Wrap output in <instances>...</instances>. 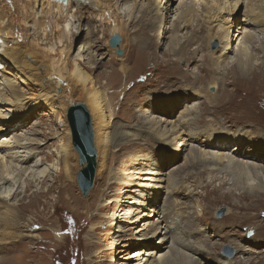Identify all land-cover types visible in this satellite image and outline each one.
<instances>
[{
  "label": "rangeland",
  "instance_id": "rangeland-1",
  "mask_svg": "<svg viewBox=\"0 0 264 264\" xmlns=\"http://www.w3.org/2000/svg\"><path fill=\"white\" fill-rule=\"evenodd\" d=\"M180 2L181 0H135L123 3V1L111 0L114 12L125 26L124 32L119 34L121 55H118L116 49L109 45V36L104 28L108 25L107 20L96 16V9L88 7L86 1L81 11L75 12L73 6V9L67 8L62 13L54 10L53 14H49L50 31L46 32L47 38L43 37V32L35 29L32 21L27 22L28 31L24 43L36 52V58L30 57L28 60L34 66L33 74L27 78L16 70L15 65L7 61L0 65V78L2 81L4 78L12 79V88L22 94L25 99L29 97L34 102L29 106L25 100L17 105L0 101V143L6 142L2 145V150L8 149L16 153V158L19 160L28 158V161L25 165L18 163L17 169L9 174L10 178H13L10 184L9 182L0 183V199L3 198L5 202L18 210L19 230L22 235L28 229L25 225L33 222L32 228L38 232L39 236L29 238L24 235L25 245L17 247L14 251L9 250L7 244L0 242V259L2 257L6 262L2 264H17V262L21 264H146L144 259L147 255L136 253L140 252L139 249L144 247L143 243H146L137 239L141 233L138 225L148 219L156 218V216L144 215L149 212L145 209L146 206L149 207L152 203H155L154 206L159 204L156 207L162 214L167 211H178L180 218L189 216L190 220L194 217L201 219L202 225L197 228L185 220L184 223L189 227L184 229L179 227L175 230L173 225L174 227L171 228L177 232L179 238L185 230L194 231L195 229H197L195 232L211 235L209 238L212 240L209 243L203 242V237L200 240L189 239L188 241L194 246L203 248L207 253L212 251L211 255L220 256V263L209 261L210 264H243L250 261L253 264H264V227L261 229L263 235L257 237L259 246L254 245L255 239L245 240L248 243V247H245L248 249L246 252H237L233 242L224 241L229 231L240 235L231 236L239 241L248 230L251 233L256 224L264 226V204L257 203L254 198L253 208L239 211L233 207L234 202L237 201L235 199L223 197L213 201L215 197L211 193L213 189H217L219 193L232 192L238 196L244 188L240 183L233 181L227 173L214 171V174L203 172L199 175L198 173L204 171L205 167L199 164L193 166V163H190L192 155L188 154L190 147L196 144L188 143L181 151L164 149L160 144L161 140L154 134L155 127L167 131L172 124L185 122V119L186 122H191V128L196 131L211 127L217 131L222 128L224 132L230 128L229 132H235L240 129V124L234 127H229V124L239 114L236 106L241 103L243 105L241 114L243 118L246 117L249 120L248 123L242 124L246 126L243 130L247 131L246 136L250 139L242 142L238 151L236 148L231 151L235 144L233 136L229 139L227 135L215 138L213 143L221 144L218 143L220 140L223 143L226 141L228 145L225 144V151L232 153L248 151L264 158L261 155L264 151L263 144L254 151L248 148L254 139L264 141V76H261L256 83L237 82L234 86H226L227 90L238 88L235 96L219 100V97L214 99L210 95L215 92L221 93L223 89L221 82L227 73L232 76L230 79H235L237 76L235 70L241 71L243 78L250 80L252 74L264 72V53H258L257 46L260 42L257 38L246 46L249 53L256 54L248 69L239 70L233 51L241 39L245 21L255 14L247 15L244 3L230 12L226 9L215 11L216 5L212 0H191V2L185 0L189 6L196 3L195 8L198 12L201 7L214 9L211 13L214 14V18L208 21V25L210 24V30H208L206 24L202 23V18L198 20L195 13L191 22L183 24L178 18ZM157 8L158 11H156ZM40 10L39 4L35 18L41 19ZM55 20L59 21L58 28L54 27ZM218 21L222 26L221 30L218 29ZM152 22V26H146ZM229 23L231 26L228 39L219 40L215 33H223V29H226ZM61 27L64 30V36L62 42L58 43L56 37ZM143 27H145L144 33L141 30ZM262 29L264 28L256 29L259 38L264 36ZM194 35L197 38L191 41ZM173 38L175 43L172 50L168 51V43ZM48 40L53 43L56 41L54 50L51 52L46 49ZM133 40L138 42L140 47L137 53L129 51ZM148 42L150 47L142 49ZM62 43H64L63 47H61ZM183 45L187 50L188 61L177 65L180 70L178 73L168 70L172 66L170 63L176 59L175 51ZM64 47H66L65 52L59 55V50ZM222 50L230 57L228 63L220 67L208 66V60H204L207 55L215 57ZM65 53H68L70 60L77 59L95 81L96 87H104L106 90L111 87L108 95L112 97L114 96L112 92L122 90L121 84L126 80L125 89L112 101L113 105L118 104L115 105L116 114L110 120L106 130L109 132L112 143L109 146L105 167L102 166V155L96 151L93 185L86 196L78 188L76 177L75 183L64 182L60 171V157L57 153L60 144L64 141L65 132L62 130L64 126L58 124V115L60 117L63 112L60 101H65L67 106L71 101H80L86 105L84 96L77 88L76 91L73 90L70 97L58 99L55 97L53 101L47 102H41L40 98L34 99L41 94L45 78L54 75L48 69L51 62L49 59L58 56L64 59ZM77 54H80V57H76ZM122 61L129 68L125 75L119 74L118 71ZM205 65L206 68L210 67V70L214 71V75L213 73L207 75L204 70L201 71V67ZM210 76H215L219 88L208 85ZM113 80H116L115 84H110ZM59 81L61 80H57L55 88L58 95L62 92ZM190 83L195 85L192 86ZM63 85H65L64 82ZM70 91V85L64 86V94ZM217 104L220 106H216ZM213 108L216 109V113L212 111ZM225 115L227 121L223 120ZM152 120L156 121L153 126H151ZM199 120L203 121L198 125ZM149 136L154 137V143L146 142L145 138ZM16 138L21 139L18 145L13 144ZM133 143L135 150L130 151L127 147ZM76 156L77 174L81 166L77 153ZM14 163L8 164L9 170L15 168ZM43 167L47 175L41 178L38 171ZM157 169H162V172L153 175L155 173L152 172ZM118 175H121V181L116 179ZM148 176L157 178L153 180L155 185L151 179H145ZM127 179L129 184L124 182ZM13 184L14 188L18 187L17 192L7 196L4 190L12 187ZM175 185L181 187L182 191L185 189V193L181 194H190L188 199L183 197L182 201L184 200L185 203L181 204V207L178 201L167 199ZM108 197H114L113 199L117 201H109ZM137 198L143 200V205L135 203ZM260 198L264 201V195ZM127 206L137 209L134 211L132 209L133 214H127L129 210L126 209V213L123 214L121 208H127ZM166 206L168 207L165 208ZM220 206L223 208L226 206L228 212L225 210L217 216ZM113 213L114 217L111 216ZM180 218L177 221L178 224L184 219L180 221ZM252 223L253 227L250 226ZM51 230L60 234L62 239H57ZM217 230L223 234L226 233L222 236L224 238L213 236ZM157 237L149 239L144 249L160 246ZM245 241L240 243L246 245ZM166 245L155 254V259L159 256H168L169 241ZM1 246L4 250H1Z\"/></svg>",
  "mask_w": 264,
  "mask_h": 264
},
{
  "label": "bare ground",
  "instance_id": "bare-ground-1",
  "mask_svg": "<svg viewBox=\"0 0 264 264\" xmlns=\"http://www.w3.org/2000/svg\"><path fill=\"white\" fill-rule=\"evenodd\" d=\"M85 1L89 5L88 7L90 8L94 7L96 9L95 11L97 12L95 14L96 16H98L100 19L103 18V20H107L108 25L104 26V28L109 38L112 34L119 35L124 32L125 26L119 21V16L117 15V13L114 12V8H112L113 3L111 4V0H65V1L64 0L63 1H59V0H10V2L9 0H0V65H3L5 62L10 61L13 65L16 66V70H18L21 73V75H24L27 78H29L30 74H33L32 72L34 71V66L28 60L30 59V57H32L33 59L36 58V52L34 50H31L24 43L25 42L24 40L26 39V36H27V31H28V28L26 27L27 22L32 21V24L35 27V29H38L39 31L43 32L44 33L43 37L45 36L47 38L46 32L50 31L49 14H53L54 10L58 11L59 13H62V11L67 10V8L73 9V6H74V11L77 12L78 10L84 7L83 5ZM122 1L123 3H127L128 1H135V0H119V2H122ZM212 1H214L216 5L215 11H218L220 9H226L227 11L233 12L234 8L244 3L245 4L244 7L247 10V15L255 14L254 16H251V18L248 17L247 20L245 21L243 32H241V39L238 41L236 48L233 49L234 56L236 57V60H237V64L240 67L239 70L248 69L249 67H251L252 62L254 61L253 59L255 58L256 54L252 55L251 53L248 52L247 47H246L247 44L254 42V40L257 38L258 39L257 41L260 42L257 46L258 53H262V54L264 53V36H262V38H259V35L256 34L257 28L259 27L264 28V4H263L264 0H212ZM39 4L41 6V10H40L41 19L35 18L36 8H38ZM195 6H196V3H192L189 6V4H186L185 0L184 1L181 0L179 7H178V9H180V11L178 12V18L181 19L183 24H186L192 21V17L195 13L196 18L198 20L202 18V21H203L202 23H204V25L206 24L208 30H210L209 29L210 24L208 25V21L210 22V20L214 18V14H211L214 9L211 7H204V9H202L201 7L200 12H198ZM158 10L159 9L157 8L156 11ZM53 22H54V27L58 28L59 21L55 20ZM218 24H219L218 29L221 30L222 26L220 25L219 21H218ZM152 25H153V22L148 23L146 26H152ZM230 26L231 24L229 23L228 27L226 29H223V33H219V32H216L217 34L215 33V35L218 36L219 40L228 39ZM60 29L61 30L59 31L56 37V39L58 40V43L62 42L63 40L62 38L64 36V30H62V27ZM141 30L144 33L145 27L141 28ZM175 30L176 29H174V31ZM263 30L264 29H262V31ZM134 33L135 35H137L136 32ZM194 38H197V36L194 35L193 37H191V41L194 40ZM54 43L56 44V41H54ZM54 43L51 42L50 40L47 41V44H46L47 51L51 52L54 50ZM173 43H175L174 38L171 39L170 42L168 43L169 44V47L167 48L168 51L172 50ZM63 46H64V43H62L61 47ZM148 46L150 47V42L146 43L142 47V49H147ZM129 47H130L129 51L131 53L139 52L140 47H139L138 42H136L135 40H133V42L130 44ZM65 49L66 47L61 48L59 50V55H61L63 51L65 52ZM186 55H187V50L185 46L184 45L180 46L175 51L176 59L170 63L172 66L169 67L168 70L176 71V73H178V71L180 72L177 65L180 64L181 62L186 63L188 61L189 58L188 56L186 57ZM65 57H67V59H65ZM76 57H80V54H77ZM229 58L230 57L228 56V54H226V52L223 53V50H222L221 53L215 57L214 56L211 57L210 54H208L204 60H208L207 61L208 66L216 65L220 67L228 63ZM49 60L51 62H50V66L48 65L50 67L48 69L52 73H54V75L49 76L48 78L47 77L45 78L44 84L41 87V91H40L41 94L38 93L39 96L34 95L35 96L34 99L40 98L41 102H47L49 100L53 101L55 97L57 99L59 97L63 98L65 96L70 97L72 96V92L76 91V89L79 88L81 95L84 96V102L86 103L87 105L86 107L91 116V122L93 126V142L95 144L94 147H96L95 149L96 151H98V154L102 155V158H103L102 166L105 167V162H106L107 155L109 152V146L112 143L109 132L106 130L110 124V120L114 118L116 114L115 105L118 104L116 103L113 105L112 101L119 96L120 92L123 89H125L126 80L124 81L123 84H121L122 90L120 89L121 91L119 92L117 91L116 93L112 92L114 93V96L112 97L108 95V90L111 87H108L107 90L104 89V87H100V86L96 87L94 84L95 81L92 80V77L90 76V74L79 64L76 58L70 60L68 58V53H65L64 59L61 58V56H58L57 58L54 57ZM124 64L125 63L122 61L119 66V70H118L119 74L125 75L128 72L129 68ZM203 66L201 67V71L204 70L207 75H210L212 73L214 75V71L213 70L211 71L210 67L206 68V65L205 67ZM235 73H237V76L235 79H230L232 77L228 75L230 73H227V75L224 77L223 80L221 79L222 80L221 83L223 85V89L221 93L217 94V92H215L213 94H210L213 96L214 99L215 97H219L218 99L221 100V98L224 99V98H229L231 96H235L238 92L237 90L238 88L234 87L232 90H227L225 89V87L228 85L234 86L235 83L237 82L246 84V83H249L250 81H251L250 83H256L259 81V78L261 76H264V72L261 74L254 73L252 74V77L250 80H246L245 78H243L244 76L243 72L241 71L237 72L235 70ZM182 77L184 78V76ZM214 77L215 76H210L208 85H210V87H213V88H219V84L217 81H215ZM58 79L61 80L58 83H60V87L62 89V92H60L59 95L55 92ZM0 80L2 81L1 78ZM115 81L113 80L110 84H115ZM63 82L65 83V85H63ZM68 85L71 86V91L68 92L67 94L66 93L64 94V86H68ZM190 85L194 86L195 84L190 83ZM12 87H13L12 79L4 78L3 81L0 82V101H5L9 104L13 103L17 105V103L23 102V100H25L29 106L33 104L34 100H32L31 98L29 99V97L25 99L22 94H19L18 92H16ZM60 103L63 108L62 115L63 114L64 115L63 116L61 115L60 117L58 115V118H59L58 124L61 126H64L62 130L65 131L64 141H62V143L60 144L57 150V153L59 154L60 162H61L60 171H61V176L63 175L62 177L64 179V182L68 181L70 183H75V177H77V174L75 171V168H77V166L75 165L76 159H77V156H76L77 152L75 153L76 150L74 146H72L73 143H72V135H71L70 127L68 124V120L66 121L65 119V111L66 109H68L70 102L68 103L69 104L68 106L65 101L64 102L60 101ZM216 106H220V105L217 104ZM236 107H237V111H239L238 112L239 114L236 116V119L233 121H230L231 123L229 124V127L237 126L238 123L240 124L239 126L240 129H237L235 132H229L230 128L225 130L224 132L221 130L222 128L220 129V131H217L216 129H213L211 127H210L211 129L205 127L204 129H200L196 131L191 128V124H190L191 122L188 123L186 122V119H185V122L181 120L183 122H178V124H172L167 131H165V129L163 130L157 129V127H155L154 134L155 136L159 137L158 139L161 140L160 144H162V147L164 149H172V150L174 149L177 151H181L183 150V148H185L188 145V143H190L191 145L196 144V146L192 145L190 147L188 154L192 155V160L190 161V163L191 164L193 163L192 164L193 166L199 164L205 167L204 171H201L198 173L199 175L203 174V172H205L206 174H212L214 171L227 173L228 175L232 177L233 181L240 183L242 187L244 188V191L239 193L238 196H236L235 193H232V192H227L224 194V193H219L217 189H213L211 192L215 196L213 197L214 198L213 201L219 198H223V197L226 199H230V200L235 199L237 201L234 202V205H233L234 209L239 210V211H242V210L244 211V210L253 208L252 203H253L254 198H256L255 200H257V203L260 202L261 204H264V201H262L260 198L262 195H264V158L261 156H257L253 153H249L248 151L246 152L241 151L237 153L225 151L224 149H226L225 148L226 141L225 143H223L222 140H220V142L218 143H221V144L213 143L215 138L216 139L219 137L222 138L223 136L227 135V139H229L233 136L235 140V144L234 146H232L231 151L234 148H236V150L238 151L239 145L242 144V142H245V141L247 142L250 139L248 136H246L247 131H244L245 130L244 128L246 126L242 125L244 123H248L249 121L246 117L245 118L247 120L243 118L241 114L243 105L239 103L237 104ZM215 110H216L215 108L212 109L214 113H216ZM217 112H219V110ZM66 118H67V111H66ZM223 120H226V121L228 120L226 115L224 116ZM202 121L203 120L197 121V124L198 125L200 123L202 124ZM238 121H241V122H238ZM155 124H156V121L152 120L151 126ZM140 135L142 136V134ZM145 139H146V142L148 141H151L153 143L155 142L154 137L151 138L149 136ZM20 141L21 139L16 138L13 144L18 145ZM263 142L264 141H260L259 139H254L252 145L248 146V148H251V150L254 151L258 149L259 145H262V144L264 145ZM5 143L4 142L0 143V183L7 184L9 182L10 184V181L13 178H10L9 174H12L17 169L16 166L18 163L21 165L27 164L28 158H22L21 160H19V158H16L17 156L16 153L8 151V149L2 150L3 149L2 145L3 144L5 145ZM133 146H134V143L128 146L127 149H129L130 151H134L135 147L133 148ZM261 153H262L261 155L264 156V151H262ZM96 156H97V152H96ZM13 162H15L13 166L15 168L14 169L12 168L13 170H9L8 164H12ZM180 169H183V168L180 167ZM159 172H162V169H157V171H154L152 173H155L153 175H157ZM145 173H147V171H145ZM38 175L41 178L45 177L47 175L46 169L44 167L39 169ZM120 176L118 175L116 179L117 180L120 179L121 181ZM145 179H151V181L153 182V180H156L157 178L155 176H150V177L148 176V178L145 177ZM124 182L129 184L128 179L127 181L125 180ZM203 185H207V184H203ZM14 186L15 185L13 184L12 187L4 190L7 196H10L12 194L14 195V193L17 192L18 187L14 188ZM205 187L206 186H204V188ZM183 192L185 193V189L182 191L181 187H176L175 185L172 188V190H170V193L168 194L167 199L169 201H175V200L178 201L179 206L181 204L184 205L185 202L184 200L182 201V199L189 197L190 194L186 193L187 194L186 196V194H181ZM113 198L114 197H108L109 201H112V202L117 201V199H113ZM248 200L250 202H248ZM142 201H143L142 199L137 198V201H135V203H138L139 205L140 204L143 205ZM243 201H246V202H243ZM154 204L155 203H152V205H149V207L146 206L145 209H148L149 212L144 213V215H148L151 217L156 216V218L148 219L145 222L143 223L141 222V224L138 225L139 226L138 230L141 231V233L138 235L137 239H140L146 242V243H143L144 247H147V243L149 239H152L155 236H158L157 238H159L158 242L160 243V246L153 247L151 249L150 248L144 249V247H142L141 249H139L140 252H136L137 255L139 254L147 255V257L144 259L145 263L147 262L146 264H210L209 261L211 262L214 261L218 263L221 262L220 256H218V254L216 256L211 255L212 251L211 252L209 251V253H207L203 250V248L194 246L192 243L188 242L189 239H196V240L199 239L200 240V238L203 237V242L209 243L212 240L209 238V236L211 235H207L204 232L200 233L199 231L195 232L197 231V229L195 228H194L195 229L194 231L185 230L182 237L180 236V238L177 236V232H175V230L179 229V227L180 229L189 227L188 224L184 223V220L185 222L190 223L191 225L197 228V226L202 225L200 224V220H201L200 218L194 217V218H191L190 220L189 216H185V217H182L184 219L183 221H181L182 218H180L178 211L176 212L167 211L165 214L164 213L162 214L161 211H159L156 207L159 204L156 206H154ZM167 207L168 206H166L165 208ZM126 209L129 210L127 214H133V211L137 208H134L133 206H127V208H121V210L123 211V214L126 213ZM225 210L228 212V208H226V206H224L223 212H225ZM19 216H18V210H16L8 202H5L3 198L0 199V242L7 244L8 245L7 248L12 251L16 250L17 247L19 246L25 245L24 238H23L24 235L25 237H29V238H37L39 236L38 232H36L35 229L32 228V225L34 224L33 222L29 224L27 223L25 225V227H28V229L26 230V233L22 235L19 230V223H18ZM111 216L114 217L115 214L113 213ZM179 218L181 222L178 224L177 221L179 220ZM224 220L226 221V218ZM224 220H222V222ZM173 225L175 226V230H172V228L174 227ZM251 225L253 227L254 224L252 223L250 224V226ZM143 226L145 227L142 228ZM263 227L264 226H258L256 224L255 228L254 229L252 228L253 229L252 232L249 233V230H248L246 234H244V237L242 236L239 241L231 237L232 235L240 236L236 234L234 231H229L228 232L229 234H226V233L223 234L221 233L220 230H217L214 232L213 236H219L221 238H224L222 236L226 234L224 241L233 242L235 244V249L237 250V252L243 253L248 250L245 248V247H248V243H246L245 240L255 239L256 241H254V245L259 246V242H258L259 238L257 237L263 235V231L261 230L263 229ZM51 231L54 232V235L56 236L57 239H62L60 234H56L54 230H51ZM57 232L59 233V231ZM219 232L221 234H219ZM168 241H169L168 256H165V255L159 256L157 259H155L154 258L155 254L158 253L160 248L166 247L167 246L166 243ZM243 241H245L246 245L244 244L242 245V243H240ZM3 246H1L2 247L1 250H4ZM20 259H22V257ZM140 260H142V258H140ZM0 263L1 264L6 263L2 257L0 259ZM17 264H21V263L17 262ZM243 264H253V262L250 261L248 263H243Z\"/></svg>",
  "mask_w": 264,
  "mask_h": 264
},
{
  "label": "water",
  "instance_id": "water-1",
  "mask_svg": "<svg viewBox=\"0 0 264 264\" xmlns=\"http://www.w3.org/2000/svg\"><path fill=\"white\" fill-rule=\"evenodd\" d=\"M121 38L118 34H112L109 44L116 49L118 55L122 54L120 49ZM67 120L72 135L73 146L78 153L80 169L77 171V185L84 196L93 185L96 168V149L93 142V128L90 113L86 105L80 101H71L67 109ZM220 206L216 215L223 213Z\"/></svg>",
  "mask_w": 264,
  "mask_h": 264
},
{
  "label": "snow or ice",
  "instance_id": "snow-or-ice-1",
  "mask_svg": "<svg viewBox=\"0 0 264 264\" xmlns=\"http://www.w3.org/2000/svg\"><path fill=\"white\" fill-rule=\"evenodd\" d=\"M9 2H10V0H9Z\"/></svg>",
  "mask_w": 264,
  "mask_h": 264
}]
</instances>
